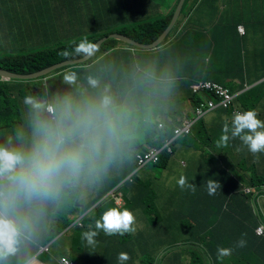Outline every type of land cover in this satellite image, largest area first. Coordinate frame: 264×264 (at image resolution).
<instances>
[{
  "label": "clouds",
  "instance_id": "1",
  "mask_svg": "<svg viewBox=\"0 0 264 264\" xmlns=\"http://www.w3.org/2000/svg\"><path fill=\"white\" fill-rule=\"evenodd\" d=\"M153 1L98 0L93 8L103 24L110 19L114 21L116 11L118 15L126 17L129 21L131 16L132 21L137 22L132 26L136 35H140L146 25L167 22L165 28L151 42L136 41L123 33L113 32L112 29L105 31V34L98 38H93L92 31L88 30V35H85L79 20H75L71 31L63 33L55 28L60 33L56 41L39 54L32 53L26 56L24 64L27 72L16 74L0 69L22 76V78L8 79L0 77V85L4 88L12 83L11 80L25 81L28 95L25 91L20 106L24 104L32 110V113H25L18 120L23 140L32 142L30 148L25 150L8 147L0 140V262L15 255L22 237L30 234V220L16 213L21 210L20 207L25 202L38 208L54 210L53 217L49 219L51 239L47 245L39 247V254L50 252L51 246L56 241L69 237L75 242L84 240L85 246L94 256H101L98 251L99 238H96L100 232L106 236L120 238H124L121 236L125 234L135 233L145 241L158 237L162 227L159 228V225L151 221L152 218L148 214L143 213L147 199L184 196L188 190L195 192L197 187H202L204 183L209 196L216 195L217 190L220 191L221 185L214 181V178L203 180L204 168L199 162L188 158L183 160L179 157L170 159L164 168L157 166L164 151L173 152L172 144L176 141L192 144V140L197 137L200 143H203V138L200 136L201 129L211 133H222L216 142L218 148L227 147L230 139L239 138L256 158V162L259 160L258 154L264 153V112L260 104L262 100L257 101L248 97L239 99L243 95H248L246 92L249 89L264 83V76L257 77L250 83L244 81L243 89L236 91H231L229 87L211 80L215 68H222L226 72L228 68L234 67L235 71L240 70L239 74L244 75V69L250 58L248 56L246 60L244 56L227 57L216 46L215 51L220 60L209 65L208 59H202L193 75V71L188 69L189 65L169 66L164 83L170 85L166 88H171L169 97L173 103L169 108H161L157 128L159 131L169 129L170 139L165 140L161 146L152 145L151 141L147 146H143L133 139V132L136 131V124L140 122L144 108L138 109L137 95L131 91H124L108 74H121L124 59L128 55L140 56L144 63L149 56L162 57L171 52L187 20L183 8L186 0L177 16L176 10L181 0H176L161 18L148 21L150 9L156 5ZM217 2H221V13L228 11L227 17L241 12L238 7L235 10L234 4L228 5V0H217ZM109 4L114 5L113 10L106 7ZM254 15L264 18L262 13ZM246 30L243 23L237 27L242 44L250 47L252 52L258 51L257 59L264 61V41L260 43L259 40L255 43L246 39ZM261 30L263 31L264 28ZM117 35H122L135 44L119 39ZM237 46L236 42L230 47V52H234ZM98 53L100 55L96 57ZM106 57L109 59L105 60ZM242 59L245 62L241 66H235L236 62ZM103 62L104 68L98 74L85 76ZM81 64L87 69L83 74L76 72ZM201 73L202 77H200ZM236 82L238 83V80ZM173 87L183 92L174 91ZM103 89L106 91L103 92ZM77 91L81 92V98L79 101H71V96ZM177 92L184 93L188 98L182 101L181 95ZM190 96L198 98L199 103L195 104ZM59 99L63 101L59 102ZM245 100L248 101V105L243 103ZM181 103H184L183 107L180 106ZM223 110L226 113H221ZM166 115H168V126L164 128L163 120ZM130 120L134 128L126 129L123 141L128 140L135 146L134 149L141 151L130 155L134 168L123 175L117 185L109 187L103 175L96 170L93 159L97 157L105 161L106 145L110 147L111 141L117 137L119 127L125 128L130 124L128 123ZM118 121L121 123L118 124ZM156 150L157 158H149ZM203 150L209 151L208 145H203ZM129 164L131 163L126 165L122 163V167ZM206 170L209 175H213L209 173L208 166ZM84 172L96 175L99 184L89 192L82 191L78 194L80 203L77 199L73 202L72 198H77L76 191L70 192L67 197L63 195L68 189L67 182L72 180L71 185L75 186L77 179ZM151 175L157 178L156 186L151 189L154 194H148L146 200L136 207L135 216L131 210L122 209L127 200L119 187L130 182L139 193L147 177ZM160 176L165 178L162 184L158 182ZM244 190L252 197L254 213L260 217L257 213V204L264 197V183H253ZM82 199L85 201L82 202ZM69 201L72 205L79 203V209L71 212ZM97 211H101L102 214L97 215ZM175 231L172 230L170 233ZM255 234L258 237L264 236L263 221L255 229ZM246 243L242 238L237 241L236 247H245ZM170 245L174 246L169 247ZM198 245L189 240V237L176 239L175 242L162 246L156 255L148 254L144 261L146 263L148 259H153L154 263L161 264L167 256L173 254L171 250L175 249V253L187 254L186 250ZM73 252L74 249L70 250L67 256L54 259L51 264H61V262L68 264V261L71 264H105L96 259L79 262L72 258L78 256ZM232 252L233 248L218 247L217 257L218 259L229 257ZM128 253L129 251L125 249L118 252V264H126L130 259Z\"/></svg>",
  "mask_w": 264,
  "mask_h": 264
},
{
  "label": "trees",
  "instance_id": "2",
  "mask_svg": "<svg viewBox=\"0 0 264 264\" xmlns=\"http://www.w3.org/2000/svg\"><path fill=\"white\" fill-rule=\"evenodd\" d=\"M97 1L0 0V69L16 74L27 72V67L24 64L26 56L32 53L39 54L56 41L60 33L55 28L63 33L71 31L75 20H79L85 35H88V30L92 31L93 38H98L104 35L105 31L112 29L113 32L123 33L136 41L146 43L151 42L167 25V22L149 24L142 28L140 35H136L130 21L126 17L118 15L117 11L114 21L110 19L103 24L100 22L101 18L93 10ZM230 4H234L235 10L237 7L241 10L231 18L227 17L228 11L221 13V2H217V0H186L183 8L187 20L183 24L171 52L162 57L159 55L149 56L144 63L140 56L127 54L122 73H109L108 76L124 91H131L133 94L137 95L138 93L139 95L138 91L145 87V83L150 85L147 89L164 83L170 65H189L188 69L193 71V75L202 59H208L209 65L217 63L220 59H218L215 46L220 48L227 57L244 56L247 60L248 56L252 58L255 55L258 58V51L252 52L250 47L242 44L243 41L237 33V27L243 23L247 29L246 39L255 43L260 40L262 43L264 38L261 29L264 28V18H259L254 14L262 13L264 15V0H232L228 3V5ZM106 7L113 10L114 5L109 4ZM116 42L118 43V41ZM236 42L238 43L236 50L230 52V47ZM127 46L133 48V46ZM99 55L98 53L96 57ZM83 66L84 64H81L76 72L83 74L84 71H87ZM103 68L104 62L85 76L96 75ZM200 77H202V73ZM211 80L229 87L231 91L244 87L242 85L244 78L238 76L234 67L228 68L226 72L222 68H215ZM11 82L4 88L0 85V140L3 143L5 140H11L17 149L26 150L30 148L32 142L23 140L18 120L25 113H32V110L24 104L20 106L25 91L27 94L25 81L11 80ZM173 90L181 91L176 87H173ZM102 91L105 92L106 89ZM181 92L177 93L181 95L182 101H185L188 96ZM246 94L248 95H243L239 99L248 97L257 101L258 99L262 100L264 98V83L249 89ZM80 95H82L81 92L77 91L71 96V101H79ZM165 95H171V88H166ZM190 97L195 104L199 103L198 98ZM61 101L63 100L59 99V102ZM243 103L248 105L247 100ZM180 106L183 107L184 103H181ZM221 113H226V111L223 110ZM163 122L164 128H166L168 115ZM127 128L129 130L134 127L131 123L125 128L119 127L117 137L111 141L110 147L106 145L105 161L97 157L93 159L96 170L103 175L109 187L117 185L121 177L134 168L130 155L141 151V149H134L135 146L128 140L123 141ZM170 135L169 129L158 130L156 135L154 134V139L150 140L151 144L161 146L165 140L170 139ZM221 135L220 132L206 131V136L203 138L204 144L200 143L197 137L192 140V144H183L178 140L172 144L173 152L164 151L157 164L158 167L164 168L170 159L185 156L191 161L209 167V173L213 175H209L208 171L202 173L204 181L216 176L214 181L221 185L220 191L217 190L214 196L207 194L205 183L202 187L198 186L195 192L188 190L184 197H179L181 200L176 205L158 197H150L145 202L144 215L148 214L152 218L151 221L159 225V228L169 224L170 232L176 230L174 224L179 225L187 235H190L189 240L199 244L186 250L187 254L175 253V249L171 250L173 254H176V258L169 264L223 263L228 258L218 259V247L233 248L231 257L233 256L232 259H235L234 264H245L241 260L242 256L257 254H262L261 257L264 256V236L258 237L255 234V229L260 222H264V219L255 215L253 199L244 190L245 187L253 184L255 176L259 172L264 171V153L258 154L259 160L256 162V158L239 138L230 139L227 147L218 148L216 142ZM200 140L202 141L201 138ZM203 145H208L209 151L203 150ZM217 157L218 163L210 160ZM122 163L123 165L131 164L122 167ZM156 183V176L147 177L144 187L137 193L134 201L138 204L143 203L148 194H154L151 189L156 186ZM131 186L133 187V184L127 182L119 189L124 192V189ZM77 201L79 202V197H77ZM81 201L84 202L85 199ZM79 203L72 205V202L69 201L70 211L78 210ZM123 208L136 209L131 201H126ZM96 214L101 215L102 213L97 211ZM99 218L97 217V219ZM131 235L125 234L121 237L127 239ZM99 237L100 234L96 238ZM242 238L246 240V246L236 247L237 241ZM175 241L176 239L170 243ZM76 244L79 246L77 250V254H79L85 246V241L77 240ZM172 246L174 245L169 247ZM146 264H156V262L154 263L153 259H148ZM161 264L166 263L162 262Z\"/></svg>",
  "mask_w": 264,
  "mask_h": 264
},
{
  "label": "crops",
  "instance_id": "3",
  "mask_svg": "<svg viewBox=\"0 0 264 264\" xmlns=\"http://www.w3.org/2000/svg\"><path fill=\"white\" fill-rule=\"evenodd\" d=\"M232 16L230 15L229 18H231ZM262 36L264 38V30L262 31ZM244 62L245 60L243 59L238 60L235 66H241ZM239 71L240 70H236L238 76H243L244 81H247L248 83L253 82L255 78L264 76V61L257 59V57L254 55L252 56V58L250 57V59H248L247 67L244 69V75L239 74ZM148 86L150 85L145 83V87L138 91L139 95L137 93L136 107L138 109H143L154 93H157L160 96L163 93V89L170 85L166 83H159L156 84L154 88L147 89ZM175 104H177V102ZM260 104L264 112V98L262 99V102ZM182 143L186 144L187 142L184 141ZM180 158L186 160L185 156H181ZM215 178L217 177L215 176L214 179ZM164 181L165 178L163 176H160L158 182L162 184ZM253 183H264V171L259 172L255 176ZM123 193L124 196L126 195L125 198L127 201L130 200L135 207L139 205L134 201L138 193L134 187L131 186L124 189ZM179 197L184 196L173 195L172 197L165 198V200L169 201L170 203L173 202L176 205V203L181 200ZM21 206V210L17 211L16 213L18 216L26 217L30 220V234H28L26 237H22L17 253L15 255L9 256L5 261L0 262V264H40L43 262L51 264L52 262H54V259L60 258L61 256H67V253L70 250L72 251L74 249L73 253L77 254L79 246L69 237L56 241L51 246L50 252L39 254V247L47 245V243L51 239L52 232L49 219L53 217L54 210L47 208H38L28 202H25V204ZM200 209L202 210L201 207ZM257 213L261 216V218L264 219V197L258 201ZM138 214L140 216L139 212ZM174 226L176 227V231L174 233L169 232V224L162 226L160 235L158 236L160 238L159 243H155L152 240H141L135 233L129 238L125 239L118 236H106L104 233L100 232L98 251L101 256H94L90 252L89 248L85 246L84 250L79 253L77 257L72 256V258L74 260H78L79 262L94 261L96 259L101 262L103 261L105 264L109 262L111 264H118V259L116 256L118 252H120L122 249H125L129 251L128 254L130 256V259L126 262V264H146L144 258L139 257L140 255H143L144 253L156 255L162 246L169 244L175 239H182L190 236L185 233L181 226L176 224H174ZM261 255L257 254L254 256H242L241 260H243L245 264H264V256L261 257ZM229 257H227L228 263L234 264L233 262L235 259H232L233 256ZM175 258L176 254H172L167 256V258H165L163 262L169 264L172 262V260H175Z\"/></svg>",
  "mask_w": 264,
  "mask_h": 264
},
{
  "label": "rangeland",
  "instance_id": "4",
  "mask_svg": "<svg viewBox=\"0 0 264 264\" xmlns=\"http://www.w3.org/2000/svg\"><path fill=\"white\" fill-rule=\"evenodd\" d=\"M175 2H176V0H154V3L156 5H154L150 9L147 20L152 22V21H155V20L161 18L165 14L167 9L170 6H172ZM130 19H131L130 20L131 26H134L137 24V22L132 21L131 16H130ZM108 59H109V57L105 58V60H108ZM165 90H166V88L163 89V93L160 96L157 93H154L150 97L147 105L144 107V110L141 113L140 122L138 124H136V131L133 135V139L136 140L137 142L141 143L143 146H147L149 144V141L154 139V134L156 135V133L158 132L157 121L161 117V113H160L161 108H163V107L169 108L173 103V101L170 99V97L168 95H165ZM131 122H132V120H130L128 123H131ZM120 123L121 122L118 121V124H120ZM200 136H201V138H204L206 136L205 129H201ZM4 144H5V146H8V147L13 146L12 148H17L13 142H11V144H9V141L5 140ZM202 144H204V143H202ZM210 160L214 163H218V157L212 158ZM202 167L204 168L203 171L206 172L207 166H205V164H204V165H202ZM71 184H72V180L67 182L68 189L65 190L63 195L67 197V196H69L70 192L76 191L75 193H76V196L78 197V194H81L82 191L83 192H89L93 188L97 187L99 184V179L96 175H94L92 173L84 172L77 179L75 186H72ZM76 199L77 198H72V201L74 202ZM131 211L133 212V215L135 216L136 215L135 208H132ZM150 240L154 241L155 243H159L160 238L156 237V238H151ZM147 255H148V253H144L143 255H140L139 257L145 258ZM12 264H16V263H12ZM223 264H229L228 260H225L223 262Z\"/></svg>",
  "mask_w": 264,
  "mask_h": 264
},
{
  "label": "water",
  "instance_id": "5",
  "mask_svg": "<svg viewBox=\"0 0 264 264\" xmlns=\"http://www.w3.org/2000/svg\"><path fill=\"white\" fill-rule=\"evenodd\" d=\"M185 0H181L178 7H177V10H176V16L179 14V12L181 11V8H182V5L184 3ZM117 38L119 39H122V40H125L129 43H133L135 44V42H133L132 40L122 36V35H117ZM0 77L1 78H5V79H8V78H22V76H18V75H13L12 73H9L7 71H4V70H0Z\"/></svg>",
  "mask_w": 264,
  "mask_h": 264
},
{
  "label": "built area",
  "instance_id": "6",
  "mask_svg": "<svg viewBox=\"0 0 264 264\" xmlns=\"http://www.w3.org/2000/svg\"><path fill=\"white\" fill-rule=\"evenodd\" d=\"M157 153H158L157 150L152 152V154L149 156V158H151V157L157 158ZM61 264H62V262H61ZM68 264H71V263L68 261Z\"/></svg>",
  "mask_w": 264,
  "mask_h": 264
}]
</instances>
